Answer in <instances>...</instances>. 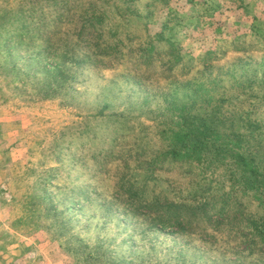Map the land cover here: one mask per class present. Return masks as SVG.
Returning <instances> with one entry per match:
<instances>
[{"label": "rangeland", "instance_id": "obj_1", "mask_svg": "<svg viewBox=\"0 0 264 264\" xmlns=\"http://www.w3.org/2000/svg\"><path fill=\"white\" fill-rule=\"evenodd\" d=\"M0 264H264V0H0Z\"/></svg>", "mask_w": 264, "mask_h": 264}, {"label": "trees", "instance_id": "obj_2", "mask_svg": "<svg viewBox=\"0 0 264 264\" xmlns=\"http://www.w3.org/2000/svg\"><path fill=\"white\" fill-rule=\"evenodd\" d=\"M254 160L252 157H244V162L239 165V167H245L243 172L248 171L249 173L256 175L257 167L254 166ZM156 205L155 211H157L158 216L161 217L163 222L172 223L173 225H183L186 222L193 220L198 217L197 211L203 212V216L207 217L208 211L204 209L202 205H193V204H184V203H175V202H166L164 206L158 205L157 202L153 203ZM158 205V206H157ZM226 207L223 206L220 211H225Z\"/></svg>", "mask_w": 264, "mask_h": 264}]
</instances>
